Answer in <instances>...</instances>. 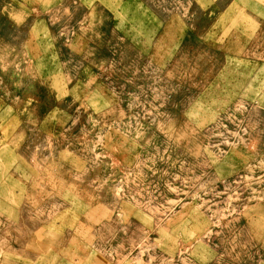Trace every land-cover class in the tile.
Segmentation results:
<instances>
[{
    "label": "rangeland",
    "instance_id": "374dc122",
    "mask_svg": "<svg viewBox=\"0 0 264 264\" xmlns=\"http://www.w3.org/2000/svg\"><path fill=\"white\" fill-rule=\"evenodd\" d=\"M227 1L0 0V264H264V22Z\"/></svg>",
    "mask_w": 264,
    "mask_h": 264
},
{
    "label": "crops",
    "instance_id": "0c3cea01",
    "mask_svg": "<svg viewBox=\"0 0 264 264\" xmlns=\"http://www.w3.org/2000/svg\"><path fill=\"white\" fill-rule=\"evenodd\" d=\"M215 1L217 2V0H202L201 6L210 9ZM239 7L244 8L243 14L241 15L244 17L243 19L254 23V25H251L253 30L259 28L257 25L258 21L264 22V0H228L220 11L221 18L219 19L222 21L225 19L226 21H235V17H239L242 13V11L239 12ZM236 22L239 21L236 20L233 23ZM240 27L241 25H236L234 28L240 29Z\"/></svg>",
    "mask_w": 264,
    "mask_h": 264
}]
</instances>
